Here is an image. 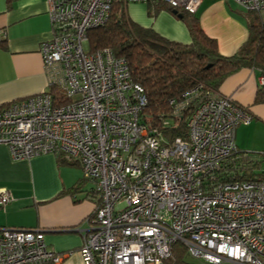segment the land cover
<instances>
[{
	"label": "built area",
	"instance_id": "2783aa9c",
	"mask_svg": "<svg viewBox=\"0 0 264 264\" xmlns=\"http://www.w3.org/2000/svg\"><path fill=\"white\" fill-rule=\"evenodd\" d=\"M114 1L47 0L52 36L40 53L48 87L0 105V144L13 159L53 153L81 166L94 205L80 264H170L176 241L200 263L264 264V178L227 169L235 128L250 114L197 84L169 100L171 116L159 126L148 124L126 59L89 51L87 31L105 23ZM122 1L195 13L202 0ZM233 1L264 21V0ZM51 85L66 101L54 103ZM186 111V139L169 140L162 128ZM11 199L0 189V207ZM73 253L49 247L42 229L0 226V264H61Z\"/></svg>",
	"mask_w": 264,
	"mask_h": 264
},
{
	"label": "crops",
	"instance_id": "0c3cea01",
	"mask_svg": "<svg viewBox=\"0 0 264 264\" xmlns=\"http://www.w3.org/2000/svg\"><path fill=\"white\" fill-rule=\"evenodd\" d=\"M126 13L169 40L190 41L185 23L166 7L154 12L152 3L127 2ZM196 15L222 55L235 53L248 36L246 15L233 0H202ZM51 36L47 0H0V105L47 89L40 47ZM260 76L255 69L241 68L218 90L248 108L251 120L235 128L234 142L236 151L248 154L259 167L264 160V103H255L254 97ZM81 173L78 163H61L53 153L13 159L0 144V189L12 196L0 207V226L42 229L49 247L74 252L61 264H80L77 250L94 205ZM77 183L78 189L71 190Z\"/></svg>",
	"mask_w": 264,
	"mask_h": 264
},
{
	"label": "trees",
	"instance_id": "16d2710c",
	"mask_svg": "<svg viewBox=\"0 0 264 264\" xmlns=\"http://www.w3.org/2000/svg\"><path fill=\"white\" fill-rule=\"evenodd\" d=\"M152 5L154 12L165 7L176 10L175 14L187 27L190 41L169 40L152 28L132 21L126 13V2L122 0L112 3L104 24L87 31L90 52L108 48L115 56L126 59L133 80L144 89L146 104L142 114L148 124L159 126L163 119L171 116L169 100H179L197 84L219 92L223 80L241 68L255 69L264 76V21L258 13H245L248 36L235 53L225 56L218 51L215 39L202 30L196 12L175 9L159 1ZM49 92L57 101L55 104L66 101L58 87L51 85ZM254 101L264 103V85L258 87ZM240 106L248 112L247 107ZM187 115L186 111L175 118L171 126L162 128L169 140L186 139ZM57 157L61 163H77L64 155ZM258 166L248 154L236 151L235 160L228 163L227 169L241 171L240 179H262L264 172H254ZM79 185L75 184L71 190H77ZM166 263L204 264L192 260L180 241L173 243Z\"/></svg>",
	"mask_w": 264,
	"mask_h": 264
},
{
	"label": "rangeland",
	"instance_id": "374dc122",
	"mask_svg": "<svg viewBox=\"0 0 264 264\" xmlns=\"http://www.w3.org/2000/svg\"><path fill=\"white\" fill-rule=\"evenodd\" d=\"M262 167V168H261ZM258 171H260L261 172V169L262 170H264V160H262V166H258L257 168H256ZM82 174V177H83V172L81 173ZM84 178V177H83ZM82 187L83 188H85V189H90L92 186H91V184H90V182H88V181H86L85 179L82 181ZM192 260H194V261H197L195 258H193V257H191V256H189Z\"/></svg>",
	"mask_w": 264,
	"mask_h": 264
},
{
	"label": "water",
	"instance_id": "95a60500",
	"mask_svg": "<svg viewBox=\"0 0 264 264\" xmlns=\"http://www.w3.org/2000/svg\"><path fill=\"white\" fill-rule=\"evenodd\" d=\"M174 13H176V10H173Z\"/></svg>",
	"mask_w": 264,
	"mask_h": 264
}]
</instances>
